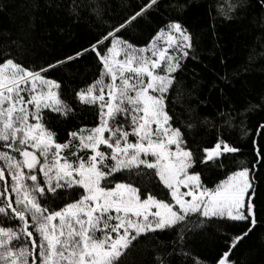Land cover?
I'll return each mask as SVG.
<instances>
[{
    "label": "snow or ice",
    "instance_id": "obj_1",
    "mask_svg": "<svg viewBox=\"0 0 264 264\" xmlns=\"http://www.w3.org/2000/svg\"><path fill=\"white\" fill-rule=\"evenodd\" d=\"M256 4L257 26L264 29V0ZM46 7L101 30L88 47L52 55L35 67L20 59L30 55L31 22L21 36L0 39V264H186L197 237L243 223L240 234H225L227 251L216 260L240 264L234 250L264 223L258 194L264 144L253 140L254 162L214 186L205 183L203 172L223 168L241 152L220 130L238 122L248 135L247 115L264 111V94L242 109L225 98L214 116L198 111L207 106L204 100L183 115L175 112L169 94H182L177 74L184 61L195 59L198 35L178 19L155 29L143 46L125 34L150 25L162 9L179 14L183 3L119 0V12L109 0H50ZM250 7L251 0H229L227 10L217 4L216 11L227 20L241 19ZM28 8L31 13L40 4L30 0ZM65 34L70 38V30ZM86 55L94 56L98 75L74 90V97L96 109V122L61 139L49 116H76L62 92L65 77L72 78ZM200 129H215V143L202 147ZM255 134L264 137V123Z\"/></svg>",
    "mask_w": 264,
    "mask_h": 264
},
{
    "label": "trees",
    "instance_id": "obj_2",
    "mask_svg": "<svg viewBox=\"0 0 264 264\" xmlns=\"http://www.w3.org/2000/svg\"><path fill=\"white\" fill-rule=\"evenodd\" d=\"M37 2L40 4L39 10L30 13V0H0V39L9 33L11 38L21 36V29L30 22L33 24V30L28 37L30 55L20 58L26 66L43 65L52 55L62 56L65 52L71 53L73 49L88 47L95 42L96 35L101 30L99 25L75 23L63 10L46 7L50 0ZM129 2L142 3L143 0ZM170 2L183 3L185 8L179 14L162 9L149 18L152 21L150 25L134 27L125 34V38L137 46H143L155 34L154 30L163 27L169 19H178L189 31L198 35L195 59L190 56L184 61L183 71L177 74L182 94L178 95L175 90L169 94L175 101V112L183 115L187 106L195 107L200 100H204L207 106H200L198 111L209 116H214L224 106L225 98L231 99L235 109H242L249 101L259 103L261 95L264 94V40L258 37H264V29L257 26L261 10L256 0H251V7L244 18L231 20L217 16L216 11L217 4L227 10L229 0H163L165 5ZM109 3L117 6L116 12L120 11L119 0H109ZM213 17L216 19L213 20ZM254 19L256 24L252 23ZM60 29L65 31L61 32ZM69 30L70 38L65 34ZM250 56L255 57L251 62ZM73 73L72 78L65 77L67 86L63 89L62 98L73 104L76 116L67 120L55 114L49 116L52 121L50 126L60 133L61 139L66 131L83 125L92 127L96 122V109L78 104L74 97V90L97 78L98 66L94 56L83 57L74 66ZM225 76L228 77L227 80L223 79ZM188 92H191L190 96ZM183 118L186 119V116ZM245 123L248 135L240 131L238 122L235 127L220 130L219 135L232 146L239 147L241 152L230 155L223 168L209 166L205 169L203 177L208 186H214L238 167L250 166L254 162L252 141L264 144V137L254 135L258 125L264 123V111L249 113ZM216 138L215 129L198 130L197 140L201 141L202 147L211 146ZM259 178L264 181V169L260 170ZM258 194L261 201H264V183ZM244 229L243 223H230L219 232L211 231L197 237L191 245V256L186 264H195L196 259L201 264H216L220 254L227 251L225 234L238 235ZM232 258L240 264H264V223H258L253 232L234 250Z\"/></svg>",
    "mask_w": 264,
    "mask_h": 264
}]
</instances>
